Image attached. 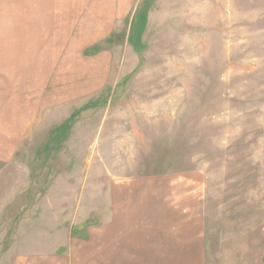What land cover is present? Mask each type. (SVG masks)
I'll use <instances>...</instances> for the list:
<instances>
[{
  "label": "rangeland",
  "instance_id": "rangeland-1",
  "mask_svg": "<svg viewBox=\"0 0 264 264\" xmlns=\"http://www.w3.org/2000/svg\"><path fill=\"white\" fill-rule=\"evenodd\" d=\"M146 177L201 195L195 264H264V0H0V264Z\"/></svg>",
  "mask_w": 264,
  "mask_h": 264
},
{
  "label": "crops",
  "instance_id": "crops-1",
  "mask_svg": "<svg viewBox=\"0 0 264 264\" xmlns=\"http://www.w3.org/2000/svg\"><path fill=\"white\" fill-rule=\"evenodd\" d=\"M178 182L153 177L115 181L110 212L102 223L89 226L87 236H75L60 253L31 254L20 264L199 262L195 256L205 244L201 195H193L192 206H186Z\"/></svg>",
  "mask_w": 264,
  "mask_h": 264
},
{
  "label": "trees",
  "instance_id": "trees-1",
  "mask_svg": "<svg viewBox=\"0 0 264 264\" xmlns=\"http://www.w3.org/2000/svg\"><path fill=\"white\" fill-rule=\"evenodd\" d=\"M92 50H93L92 53H96V52H98L100 50V47L99 46L94 47ZM79 230H80L79 228L75 229L76 232L79 231ZM84 236H87V234L84 233Z\"/></svg>",
  "mask_w": 264,
  "mask_h": 264
}]
</instances>
